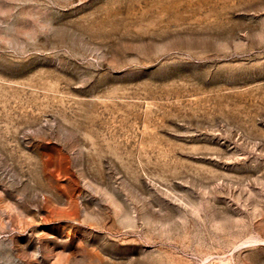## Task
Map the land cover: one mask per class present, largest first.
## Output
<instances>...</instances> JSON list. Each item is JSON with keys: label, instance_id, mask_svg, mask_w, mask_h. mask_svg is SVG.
<instances>
[{"label": "rangeland", "instance_id": "obj_1", "mask_svg": "<svg viewBox=\"0 0 264 264\" xmlns=\"http://www.w3.org/2000/svg\"><path fill=\"white\" fill-rule=\"evenodd\" d=\"M0 264H264V0H0Z\"/></svg>", "mask_w": 264, "mask_h": 264}]
</instances>
